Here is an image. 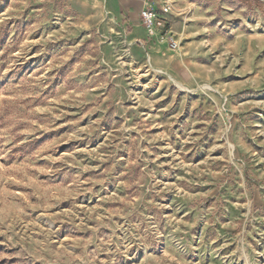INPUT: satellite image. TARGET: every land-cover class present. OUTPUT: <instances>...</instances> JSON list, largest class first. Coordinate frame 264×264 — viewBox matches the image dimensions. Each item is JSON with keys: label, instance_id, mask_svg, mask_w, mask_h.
<instances>
[{"label": "rangeland", "instance_id": "1", "mask_svg": "<svg viewBox=\"0 0 264 264\" xmlns=\"http://www.w3.org/2000/svg\"><path fill=\"white\" fill-rule=\"evenodd\" d=\"M197 3L185 78L143 0H0V264H264V0Z\"/></svg>", "mask_w": 264, "mask_h": 264}, {"label": "crops", "instance_id": "2", "mask_svg": "<svg viewBox=\"0 0 264 264\" xmlns=\"http://www.w3.org/2000/svg\"><path fill=\"white\" fill-rule=\"evenodd\" d=\"M145 3V6H141L139 10L137 11L136 20L133 21L130 20V23H132L131 31L128 34V38L131 43H137V46L141 49L145 48L144 50L148 51V58L151 61V63L154 65V67L162 69V70H170L174 74L177 75V77L185 76V78H188L190 74V67L188 66H180L179 65V59L178 54H165V45L160 43H155L154 41L148 40L146 37V32L142 28L140 24V12L145 7H152L154 9H158L163 3L167 2V0H143ZM198 0H189L187 2L186 0H170V3L172 4V11L169 15L165 17L168 26L170 29L174 32L176 37L178 38L179 42H181L188 34L192 31L191 25H190V16L186 13L187 10H199V3H197ZM203 1V0H201ZM175 6V7H174ZM127 14V13H126ZM135 27L137 28L135 30ZM139 43L143 44L141 46ZM185 47L183 49V53L185 54ZM155 52L163 53V55L157 54Z\"/></svg>", "mask_w": 264, "mask_h": 264}, {"label": "built area", "instance_id": "3", "mask_svg": "<svg viewBox=\"0 0 264 264\" xmlns=\"http://www.w3.org/2000/svg\"><path fill=\"white\" fill-rule=\"evenodd\" d=\"M171 11L172 4L169 2L163 3L158 9L145 7L140 12V24L148 40L163 44L168 50L176 51L180 47V42L165 19Z\"/></svg>", "mask_w": 264, "mask_h": 264}]
</instances>
